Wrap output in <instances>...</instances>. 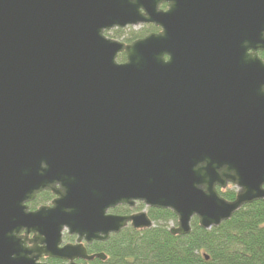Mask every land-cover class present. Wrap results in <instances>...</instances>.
Returning <instances> with one entry per match:
<instances>
[{"label": "water", "instance_id": "obj_1", "mask_svg": "<svg viewBox=\"0 0 264 264\" xmlns=\"http://www.w3.org/2000/svg\"><path fill=\"white\" fill-rule=\"evenodd\" d=\"M141 25L162 32L106 35ZM260 53L264 0H0V264L102 260L83 242L154 226L120 206L187 236L264 200Z\"/></svg>", "mask_w": 264, "mask_h": 264}, {"label": "trees", "instance_id": "obj_2", "mask_svg": "<svg viewBox=\"0 0 264 264\" xmlns=\"http://www.w3.org/2000/svg\"><path fill=\"white\" fill-rule=\"evenodd\" d=\"M260 57L264 60V53ZM118 61H125V56L120 55ZM218 191L228 201L235 199V188ZM40 197L52 198L50 193ZM149 212L153 228L123 230L106 242L95 243L91 251L107 257L97 264H264V200L243 207L229 221L209 230L194 219L187 236L170 233L177 224L171 211Z\"/></svg>", "mask_w": 264, "mask_h": 264}, {"label": "flooded vegetation", "instance_id": "obj_3", "mask_svg": "<svg viewBox=\"0 0 264 264\" xmlns=\"http://www.w3.org/2000/svg\"><path fill=\"white\" fill-rule=\"evenodd\" d=\"M160 8L162 10H166L167 9V5L164 4ZM136 28H139L140 29V31H138L137 33H135V31H134ZM127 30H128V32L130 31V36H132V37H127L124 40L122 38H119V33L125 32V31L127 32ZM115 31L118 34L116 37L114 35L109 34V32L106 33V35L109 38L113 39V40L121 41V42H124L125 44H131V43H133L136 40H139V39H142V38L146 37L147 34L148 35L149 34H153V33L160 34L162 32V28L161 27H156L154 25H141V26H137V27H128V28L123 29V30H121V29H115ZM143 32H145L146 35H144ZM44 193H50V192H44ZM42 194H39L37 196L36 200L33 203L29 204L30 211H35V210H37V209H39L40 207H43V206H52V201L56 198V196H54L52 193H50L51 196H52L51 200L50 201H44V200L40 199L41 198L40 195H42ZM150 210H157V209L147 208L143 204L137 203L134 207H130V206H120V207H118V208H116L114 210H110L109 211V214L118 215V216H132V215L138 214L139 212L144 211V212L147 213L148 217L152 221V219H151V217L149 215V213H150L149 211ZM152 222L154 223V221H152ZM175 226L172 225V227H175ZM127 229H132L134 231H140V232L141 231H145L143 229H134V228L131 227L130 224L125 229H123V230H127ZM147 230H149V229H147ZM120 233H118V234H120ZM113 235H117V234H112L111 236H113ZM30 238H32V236H30ZM102 242H105V241H100V242L95 241V242H92L90 244L87 243V242H83V245H84V247L86 248V251H87V255L88 256H92V255L104 254L102 252L95 253V252H92L91 251V248L94 246L95 243H102ZM77 244H78V242H77V236L70 235L67 231H64L62 233V243L60 245V248H63L66 245H77ZM28 246H30V245H28ZM104 259H107V257L106 258L103 257L102 260H99V258H96L92 262H87V261H85V260H83L81 258H77L75 260V262L77 264H97V261L103 262V261H105ZM40 262L41 263H45V264H63V263H66V261H63V260H58L56 258H50V257H45V256L42 257V259H40Z\"/></svg>", "mask_w": 264, "mask_h": 264}, {"label": "rangeland", "instance_id": "obj_4", "mask_svg": "<svg viewBox=\"0 0 264 264\" xmlns=\"http://www.w3.org/2000/svg\"><path fill=\"white\" fill-rule=\"evenodd\" d=\"M135 33H137L138 31H140V29L139 28H136L135 30ZM116 31L114 30V31H110L109 32V34H111V35H114L115 37L118 35L117 33H115ZM119 33V32H118ZM143 34L144 35H146V33L145 32H143ZM148 35V34H147ZM119 36L124 40L125 38H127V37H132V36H130V31L128 32V30H127V32L125 31V32H121V33H119ZM231 188H233V187H231ZM236 190V189H235ZM142 212H144V211H142ZM140 213V212H139Z\"/></svg>", "mask_w": 264, "mask_h": 264}]
</instances>
